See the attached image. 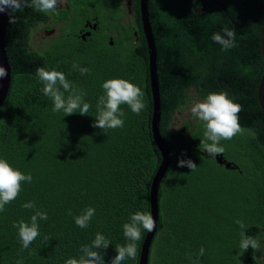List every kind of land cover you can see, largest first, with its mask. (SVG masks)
I'll return each mask as SVG.
<instances>
[{
    "label": "trees",
    "instance_id": "16d2710c",
    "mask_svg": "<svg viewBox=\"0 0 264 264\" xmlns=\"http://www.w3.org/2000/svg\"><path fill=\"white\" fill-rule=\"evenodd\" d=\"M210 2L221 5L225 13L211 5L197 14L188 0H148L156 47L159 133L170 151L158 189V223L148 264H193L201 247L205 254L200 264H264V111L257 100L263 14L251 11L263 0H192L196 9ZM85 4L70 0L69 12L52 14L54 24L69 17L68 25L42 50L35 49L31 39L48 13L25 7L12 12L14 24L8 18L10 89L0 107V159L31 174L32 181L22 182L18 197L0 212V264H17L21 259L23 264H64L79 258L81 247L91 244L96 233L111 242L101 250L105 264H110L117 255L115 246L128 243L123 225L137 211L150 212L149 190L161 157L151 134L148 54L140 16L138 43L131 33L127 42L118 40L113 46L106 37L84 43L73 32L83 22ZM243 21L241 28L232 23ZM224 28L236 33L235 46L226 51L212 40L214 33L223 35ZM73 64L90 69L89 74L74 70ZM39 67L63 72L83 90L84 101L91 105L89 113L54 112L36 76ZM114 78L139 86L146 107L137 115L121 105L124 126L105 134L92 125L97 100L104 94L102 84ZM222 92L242 106L238 117L244 132L220 142L237 171L225 170L204 156L202 121L192 117L183 127L173 128V119L190 101ZM180 158L194 161L196 169L178 167ZM29 201L35 202V209L22 207ZM87 207L95 208V215L87 228H80L74 217ZM36 210L46 212L48 219L38 221L40 235L23 249L13 223L30 222ZM238 219L247 225L245 235L259 240L258 251L240 249ZM145 234L142 230L136 259L122 264L138 263Z\"/></svg>",
    "mask_w": 264,
    "mask_h": 264
},
{
    "label": "clouds",
    "instance_id": "9594fccd",
    "mask_svg": "<svg viewBox=\"0 0 264 264\" xmlns=\"http://www.w3.org/2000/svg\"><path fill=\"white\" fill-rule=\"evenodd\" d=\"M63 0H0V13L9 11V23L14 24L16 17L13 11L25 7L33 8L37 12H55ZM236 33L228 28L221 33H214L212 40L222 46V50H228L235 46ZM72 68L82 75L89 74L90 69L81 68L73 64ZM7 76V70L0 66V78ZM36 76L43 82V94L51 99L54 112H63L65 116L79 113L87 115L91 105L84 101L86 95L83 90L77 89L61 71L47 70L39 67ZM104 94L101 95L96 104L97 114L93 127L101 129L107 134L109 129L122 128L124 126L125 113L121 105L126 104L131 111L137 115L146 107L144 103V92L136 84L122 78L108 79L102 84ZM63 89V91L61 90ZM65 93H68L65 96ZM242 106L229 98L227 93H209L206 99L195 102L191 109V115L204 123V139L200 146L203 151L211 157L222 154L224 149L220 146L222 140H231L237 134H242L244 129L239 123L238 113ZM178 167H187L194 171L197 167L191 159L180 158ZM31 174L25 175L20 170L13 168L5 159H0V212L5 211V206L14 201L22 190V182L31 183ZM25 209H35L34 201L22 205ZM95 208L87 207L80 215L74 217L75 224L80 228H87L95 215ZM69 215H72L69 210ZM46 212L36 210L30 217V222L20 220L14 222L13 227L18 229V236L23 249L29 248L33 241L40 235L39 220H47ZM241 229L240 249L247 251L249 248L258 251L260 242L258 239L245 235L247 225L242 220H236ZM156 227V221L150 212L137 211L130 216V222L123 225V234L128 243L116 245L117 255L110 264H122L127 259L135 260L137 257V242L142 239V230L152 232ZM111 242L101 233H96L91 244L83 245L80 249L82 255L79 258H69L64 264H105L104 255ZM205 254L201 247L193 261V264H200V257ZM191 260L192 257L189 256ZM17 264H23L18 260Z\"/></svg>",
    "mask_w": 264,
    "mask_h": 264
},
{
    "label": "water",
    "instance_id": "95a60500",
    "mask_svg": "<svg viewBox=\"0 0 264 264\" xmlns=\"http://www.w3.org/2000/svg\"><path fill=\"white\" fill-rule=\"evenodd\" d=\"M190 3L191 8L195 13L203 12L207 7L211 5H217L221 8L224 13V8L215 3L210 2L206 6L201 9H196L192 4L191 0H188ZM139 10H140V20L142 26V32L144 35V39L147 45V54H148V67H149V86L151 91L152 97V116H151V134L152 140L156 145L157 150L159 151L161 161L159 167L156 170V173L152 179L150 190H149V207L150 213L154 217L156 221V227L158 223V189L163 179L164 175L166 174L170 162V153L165 144L164 140L160 136L159 133V118H160V99H159V87H158V80H157V68H156V47L153 38L152 28L149 21L148 16V0H139ZM251 11H260L263 14L262 17V24L260 30V53L262 56V74L260 78V82L257 89V100L259 107L261 110L264 111V0L262 5L252 9ZM9 11L0 13V66H3L7 70V76L4 78H0V107L3 105L4 101L6 100L7 94L10 89V68L8 65V58L5 49V30L7 26ZM234 26L241 28L244 24V21L237 25L232 22ZM85 37H83L84 39ZM111 44V43H110ZM216 162L219 165H224L226 169L234 170L235 167L232 166L231 163H227L221 155H217L215 157ZM156 227L152 232H147L145 234V238L143 243L140 247L139 258L137 264H148V255L151 246V241L154 237Z\"/></svg>",
    "mask_w": 264,
    "mask_h": 264
},
{
    "label": "flooded vegetation",
    "instance_id": "af4514ba",
    "mask_svg": "<svg viewBox=\"0 0 264 264\" xmlns=\"http://www.w3.org/2000/svg\"><path fill=\"white\" fill-rule=\"evenodd\" d=\"M85 1L86 4L83 7L82 13L83 22L73 32V35L78 40L86 43L88 40H93L97 37H106L107 44L109 46H113V44L117 43L118 40L127 42L125 37L131 33L133 41L135 43L140 42V25L137 23V17L140 16L139 2L136 9V0ZM69 5L70 0H63L56 10L59 12H69ZM53 13L54 12L48 13V15L45 16V19L40 23L38 29L34 31V34H41L39 44L42 49H46L50 42L60 35L61 27L68 25L69 17H67L65 21H58L54 24L55 19L52 17ZM39 18L43 19L44 14H40ZM83 37L85 38L83 39ZM122 47L125 48L126 46L123 45ZM204 153L205 152H203V154ZM219 155H221L227 163H231L232 166L235 167L233 171L238 170L234 162L229 160L224 153ZM215 157H211L208 153L206 154V158L213 159L216 162ZM217 165L223 167L225 170H228L224 165H219L218 163ZM261 229H263L262 232L264 233V226Z\"/></svg>",
    "mask_w": 264,
    "mask_h": 264
},
{
    "label": "rangeland",
    "instance_id": "374dc122",
    "mask_svg": "<svg viewBox=\"0 0 264 264\" xmlns=\"http://www.w3.org/2000/svg\"><path fill=\"white\" fill-rule=\"evenodd\" d=\"M44 38V37H43ZM41 39V34L36 33L33 35L32 39H31V45H35V49H41V45L39 44V40ZM191 98L193 97V92L190 94ZM197 101H201V100H192L190 101L187 106L184 109V112L182 114L177 115L174 119H173V128L178 129L184 126V122H186L189 119L193 120V116L191 115L190 109L192 107V105L197 102ZM229 160L230 158L227 157Z\"/></svg>",
    "mask_w": 264,
    "mask_h": 264
},
{
    "label": "bare ground",
    "instance_id": "6f19581e",
    "mask_svg": "<svg viewBox=\"0 0 264 264\" xmlns=\"http://www.w3.org/2000/svg\"><path fill=\"white\" fill-rule=\"evenodd\" d=\"M192 1V0H191ZM193 4V3H192ZM10 11V10H9ZM148 16H149V14H148ZM8 18H9V14H8ZM150 21V20H149ZM7 23H8V20H7ZM151 25V24H150ZM154 38V37H153ZM155 42V41H154ZM157 68V67H156ZM166 144V143H165ZM168 148V147H167ZM169 150V149H168ZM169 153H170V151H169ZM206 152L204 153V155L206 156ZM169 164H170V162H169ZM169 167V166H168ZM165 176V175H164ZM164 178V177H163Z\"/></svg>",
    "mask_w": 264,
    "mask_h": 264
}]
</instances>
